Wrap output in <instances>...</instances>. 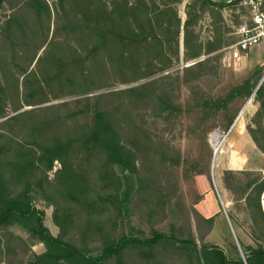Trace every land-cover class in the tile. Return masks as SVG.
<instances>
[{
    "label": "trees",
    "instance_id": "1",
    "mask_svg": "<svg viewBox=\"0 0 264 264\" xmlns=\"http://www.w3.org/2000/svg\"><path fill=\"white\" fill-rule=\"evenodd\" d=\"M182 2L0 0L9 11L0 23V264H167L164 251L184 258L179 264H264V173L222 172L255 242H240L242 256L230 260L216 245L197 246L174 171L180 151L145 125L178 120L186 85L199 114L191 131L206 142V122L248 98L263 74L262 65L224 97L204 93L196 82L218 72L229 31L221 9L230 3L190 0L182 20ZM205 12L213 36L202 40L196 26ZM117 85L127 87L111 90ZM253 102L246 132L264 154V80ZM170 200L184 224L163 232L156 227ZM36 201L52 207L56 235ZM132 213L149 236L120 232ZM228 217L235 223L233 212ZM197 221L199 229L206 225L202 240L213 219ZM35 243L45 250L32 251Z\"/></svg>",
    "mask_w": 264,
    "mask_h": 264
},
{
    "label": "rangeland",
    "instance_id": "2",
    "mask_svg": "<svg viewBox=\"0 0 264 264\" xmlns=\"http://www.w3.org/2000/svg\"><path fill=\"white\" fill-rule=\"evenodd\" d=\"M48 1L52 2L53 0ZM189 1L183 0L182 3L176 5L180 17L184 18L185 3ZM8 14L9 11L6 7L0 10V23L5 20ZM202 17L198 21L196 30L200 31L201 39L206 40L208 39V34L211 35L208 33L207 27L211 24L210 22L207 23V20ZM219 64L218 72L215 75L206 76L196 82L204 93L214 98L224 97L234 86L241 84L252 71L263 65V59L258 61L254 60L251 63L246 59V61L240 62L236 66L233 64L229 65L228 63L223 64L221 61ZM184 65L185 63L180 61L178 66L168 72L173 73L177 68H181ZM135 84L138 83L131 85ZM125 87L127 85H117L111 90ZM248 99L249 97L246 99L237 98L229 102L226 109L217 111L215 116L211 117L205 124L211 127L206 135V142L202 143L197 138V134L195 135L191 131L190 126L197 121L199 114L192 106L191 91L186 85L182 86L180 91L179 103L182 105L183 111L178 120L174 123H165L160 120L147 119L145 122V125L150 127L157 135L169 140L180 151L182 163L174 171L178 177L179 194L184 205L186 216L188 217L192 237L196 240L197 246L199 247L201 242L216 245L225 252L230 260H236L238 254L242 256L240 242L242 245H255L251 235L253 231L250 223L246 220L238 205H234L231 193L224 188L222 182V172L227 169L224 167L227 166L226 161H228V156L231 152H234V142H242L244 144V138L233 134L235 127L234 129L232 128L231 133L229 132L227 136L226 133L233 122L238 117H241V112ZM60 101L62 100L53 101V103ZM253 104L255 103L253 102ZM10 114L12 113L10 112ZM229 117L232 118V123L228 125L227 118ZM236 124L238 125V123ZM214 133L219 134L218 141L221 143L220 150L216 156L212 148ZM233 155L235 158L238 157L236 153ZM249 157L256 160V152L252 153ZM249 162L251 164V160ZM57 167L58 164L56 163L53 170L49 172L50 176L53 175ZM263 196L264 191L261 195V205L264 209ZM35 204L39 209L44 211V225L48 227L53 235H56L58 229L52 221V207L43 201H36ZM229 212L234 213L235 223L230 221L228 217ZM199 215L204 218L212 217L213 219L210 230L204 234L202 240L200 239V231H205L206 225H201V229L198 228L197 220ZM182 220L174 201L170 200L167 205V218L156 228L163 232H168L171 225L177 228L184 224ZM119 229L120 232L129 235L136 234L138 231H142L143 236L150 235L148 226L136 213H132L129 218L121 221ZM10 230L23 239L28 238L27 232L18 226H12ZM31 250L35 253H41L45 248L41 243H35L31 246ZM163 255L164 258L162 259L167 264H179L184 260V258H181V256L171 251H164Z\"/></svg>",
    "mask_w": 264,
    "mask_h": 264
},
{
    "label": "crops",
    "instance_id": "3",
    "mask_svg": "<svg viewBox=\"0 0 264 264\" xmlns=\"http://www.w3.org/2000/svg\"><path fill=\"white\" fill-rule=\"evenodd\" d=\"M213 1H219V2L223 1V2L230 3L229 5L221 9V16L223 18V21L226 24V26L229 28V31L224 35L225 43L221 47L223 48L224 46L231 43L235 39L234 34H233L234 27H236L237 25L241 23L242 17L247 15V10L244 6L238 3L239 1L236 2V0H213ZM263 10H264V7H263ZM184 15H185V12H184ZM206 16L209 18V21L211 24L212 17L210 13L205 12L202 18ZM185 17L186 16H184V18L181 17V19L184 20ZM210 34L211 35H209L208 39H211V37L213 36V32ZM246 59L250 63L253 62L254 60L258 61V60L264 59V43H261L260 45L251 49L248 52V54L243 58V61H246ZM250 96H249L247 103L244 105L243 111L241 112V117H238L236 119L238 125L235 126V130L233 131V134L235 136L244 138L243 140L244 144L242 142H236V141H235L236 143L234 142L233 144L234 152H231V154L228 156V161H226L227 166L224 168L231 169V170H238V169L243 170V168H247L250 170H260L264 173V154L260 150H258V148L253 143L252 139L248 136L246 132V124L249 122L250 117L253 115V113L255 112L257 108V104L256 103L253 104L252 98H250ZM254 152H256L257 154L256 160L251 158L252 156L249 157ZM234 153L238 154V157L235 158V156L233 155ZM249 160H251V164Z\"/></svg>",
    "mask_w": 264,
    "mask_h": 264
},
{
    "label": "built area",
    "instance_id": "4",
    "mask_svg": "<svg viewBox=\"0 0 264 264\" xmlns=\"http://www.w3.org/2000/svg\"><path fill=\"white\" fill-rule=\"evenodd\" d=\"M238 3L246 8L247 15L243 16L241 23L234 27L233 34L235 39L219 50L220 61L223 64L228 63L235 66L243 61V58L251 49L264 43V0H239ZM204 18L207 20V23L210 22L207 16ZM207 27L208 33H211V25ZM203 58L204 56L201 57V59ZM232 127L229 128L226 136Z\"/></svg>",
    "mask_w": 264,
    "mask_h": 264
},
{
    "label": "bare ground",
    "instance_id": "5",
    "mask_svg": "<svg viewBox=\"0 0 264 264\" xmlns=\"http://www.w3.org/2000/svg\"><path fill=\"white\" fill-rule=\"evenodd\" d=\"M236 123H237V121L235 122V124L233 125L232 128H234L237 125ZM218 138H219V134L218 133H214L213 142H212V148L214 149L215 156L219 152L220 146H221V143H220V141H218ZM263 202H264V196H263Z\"/></svg>",
    "mask_w": 264,
    "mask_h": 264
},
{
    "label": "water",
    "instance_id": "6",
    "mask_svg": "<svg viewBox=\"0 0 264 264\" xmlns=\"http://www.w3.org/2000/svg\"><path fill=\"white\" fill-rule=\"evenodd\" d=\"M263 80H264V76H262V77L260 78V80L258 81L256 87L254 88V90H253L252 93H251L250 98L253 97V95L255 94V92H256V90L258 89V87L262 84ZM233 124H234V122H233ZM233 124H232V125H233ZM232 125H231L230 127H232Z\"/></svg>",
    "mask_w": 264,
    "mask_h": 264
}]
</instances>
